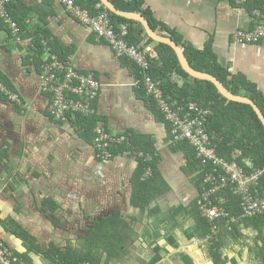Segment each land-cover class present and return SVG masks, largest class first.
Masks as SVG:
<instances>
[{"label": "crops", "instance_id": "1", "mask_svg": "<svg viewBox=\"0 0 264 264\" xmlns=\"http://www.w3.org/2000/svg\"><path fill=\"white\" fill-rule=\"evenodd\" d=\"M155 21L179 34L197 49L209 45L221 65L241 73L264 96V45H236V31L252 28L251 7L264 0L237 6L233 0H142ZM28 9L24 33L38 29L70 51L75 69L92 73L100 84L93 102L96 114L113 134L146 137L160 158L158 170L169 187L153 206L164 210L188 205L198 198L186 159L172 149L168 125L153 111L135 82L136 67L118 58L92 32L73 19L60 0H13ZM28 36L13 37L0 23V77L20 96L23 107L0 94V241L16 255L26 253L23 240L4 228L7 222L29 235L41 250L64 249L88 234L90 220L118 212L128 226L120 264H148L152 248L140 234L151 224L130 204L136 157L128 153L101 161L91 140L70 122H54L47 114L48 97L40 89V68L29 59ZM45 54L41 60H45ZM50 201L57 207L45 209ZM54 217V218H53ZM54 219L56 221H54ZM178 247L159 240L164 252L156 264H206L202 252L176 233ZM83 247V243L79 248ZM31 264H48L30 254ZM239 264H246L240 262Z\"/></svg>", "mask_w": 264, "mask_h": 264}, {"label": "trees", "instance_id": "2", "mask_svg": "<svg viewBox=\"0 0 264 264\" xmlns=\"http://www.w3.org/2000/svg\"><path fill=\"white\" fill-rule=\"evenodd\" d=\"M109 1L115 9L121 12L140 14L154 32L169 37L182 49L193 70L213 76L231 94L250 99L264 117V96L261 91L245 75L232 73L221 65L209 45L197 49L184 41L175 31L155 21L151 12L144 8L142 0ZM250 1L252 0H249L247 5ZM76 3L92 15L103 10L99 0H76ZM257 8H264V2L251 7V10ZM28 11L13 3L8 6L9 15L18 26V36L31 38L32 48L29 59L39 68L42 64L41 58L47 53L55 55L61 61L65 60L70 51L49 41L43 30L24 33V21ZM111 21L115 29L121 25L126 27L125 40L127 43L139 48L153 45L157 58L152 62L149 74L161 81L164 95L169 96L178 106L193 102L209 110L205 128L218 156L229 162H236L246 174L256 169L264 170V129L250 106L227 101L210 82L197 80L186 74L175 52L167 45L148 39L140 23L112 14ZM2 81L12 89L6 80L2 79ZM139 90L144 93L142 88ZM147 102L149 107L163 120L154 102L148 97ZM69 121L77 127L83 137L93 141L92 129L96 121L95 116L75 115L69 117ZM172 149L184 154L185 172L193 175L192 181L200 194L205 171L196 159L193 148L187 142L182 141L172 145ZM110 153L112 156L128 153L136 157L137 167L131 179L130 204L137 208L141 215H146L148 220L152 221L151 224L144 226L140 234L141 240L152 248V256L148 264H156L161 259L164 249L159 245V240L165 239L166 245L174 249L178 247L176 236L178 231L189 243L211 236L203 247H197L204 255L207 264H229V261L231 264L240 262L264 264V215L253 218L243 217L240 198L234 194L231 187L218 193L223 200L220 207L227 213V217L219 218L211 224L200 215L197 199L188 205H179L166 210L158 205L151 207L168 192L169 187L159 173L160 158L149 138L131 134L128 136L127 143L112 148ZM138 153H141L143 157L140 158ZM148 155L151 157L150 161L145 160ZM4 158L5 151H0V163ZM146 168L151 169V175L142 180L141 177ZM258 190L264 197V175L260 179ZM56 207L50 201L45 202V209L53 213ZM1 224L6 230L23 240L26 253L15 255L24 264H31V253L40 255L48 264H120L121 247L125 243V232H128L125 221L118 212H114L111 217L90 220L87 236L78 239L74 244L68 243L64 249L52 245L46 250H41L26 233L7 222H1ZM213 225L215 226L214 231H212ZM81 243L83 247L79 248ZM229 245L235 246L232 249L234 255L225 256L223 250ZM185 264H191V261L186 260Z\"/></svg>", "mask_w": 264, "mask_h": 264}, {"label": "built area", "instance_id": "3", "mask_svg": "<svg viewBox=\"0 0 264 264\" xmlns=\"http://www.w3.org/2000/svg\"><path fill=\"white\" fill-rule=\"evenodd\" d=\"M69 15L80 24L86 26L93 34L96 42L107 45L118 58L129 60L138 71L135 86L142 88L145 96L150 98L169 127L170 143L185 141L195 152V157L205 171L202 190L197 198L200 215L209 223L227 217L222 207V198L218 195L223 189L231 187L235 195L240 198L242 216L253 218L264 215V197L259 192V182L264 170L256 169L246 174L236 162H229L218 156L206 131L205 123L209 110L198 104L189 102L176 105L169 96L164 95L161 81L150 74L152 62L157 58L153 45L141 48L126 42V27L113 28L111 14L103 8L96 15L76 3V0H60ZM249 0H233L237 6L247 5ZM13 0H0V23L5 25L13 37L18 36V26L8 12V6ZM252 28L246 31H236L232 42L236 45H264V8L251 11ZM40 89L48 97L47 114L54 122H68L69 117L75 115L95 116L92 133V145L97 157L101 161L112 158L110 150L127 143L126 134L110 133L93 108V102L99 95L100 84L92 73L78 72L69 55L63 61L55 55L47 53V58L40 66ZM0 94L9 102L23 107L20 96L7 87L0 78ZM76 127V126H75ZM77 128V127H76ZM0 144V151L5 150ZM140 158L143 157L138 153ZM151 157H145L150 161ZM151 175V169L146 168L141 179ZM215 226H212V231ZM211 236L200 241H193L196 247H203ZM0 264H24L7 245L0 241Z\"/></svg>", "mask_w": 264, "mask_h": 264}, {"label": "water", "instance_id": "4", "mask_svg": "<svg viewBox=\"0 0 264 264\" xmlns=\"http://www.w3.org/2000/svg\"><path fill=\"white\" fill-rule=\"evenodd\" d=\"M100 5L107 10L110 14L115 15L117 17H121L130 21H134L137 23H140L144 29L145 35L147 36L148 39L152 40L155 43L158 44H164L169 46L176 54L177 59L179 61V64L182 68V70L188 74L190 77L197 79V80H202V81H207L210 82L215 86L217 89L218 93L224 97L227 101L231 102H236V103H241L250 106L254 113L256 114L257 118L261 122L263 129H264V117L262 116L260 110L257 108V106L248 98L245 97H240V96H235L231 94L216 78L209 74L205 73H200L195 70H193L183 52L182 49L169 37L157 34L154 32L148 22L138 13H127V12H121L112 5V3L109 0H99ZM155 204V203H154Z\"/></svg>", "mask_w": 264, "mask_h": 264}, {"label": "clouds", "instance_id": "5", "mask_svg": "<svg viewBox=\"0 0 264 264\" xmlns=\"http://www.w3.org/2000/svg\"><path fill=\"white\" fill-rule=\"evenodd\" d=\"M234 247H235L234 245H229V247H228L227 249L223 250L225 256L234 255V253H233V251H232V249H233ZM229 264H231L230 261H229Z\"/></svg>", "mask_w": 264, "mask_h": 264}, {"label": "flooded vegetation", "instance_id": "6", "mask_svg": "<svg viewBox=\"0 0 264 264\" xmlns=\"http://www.w3.org/2000/svg\"><path fill=\"white\" fill-rule=\"evenodd\" d=\"M203 257H204V255H203ZM204 260H205V257H204ZM205 262H206V264H207V261L205 260Z\"/></svg>", "mask_w": 264, "mask_h": 264}]
</instances>
